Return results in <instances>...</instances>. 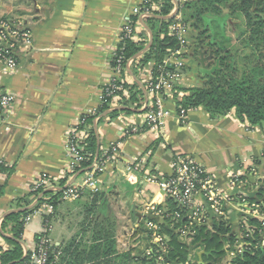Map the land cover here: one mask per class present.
<instances>
[{
  "label": "crops",
  "instance_id": "obj_1",
  "mask_svg": "<svg viewBox=\"0 0 264 264\" xmlns=\"http://www.w3.org/2000/svg\"><path fill=\"white\" fill-rule=\"evenodd\" d=\"M141 4L142 0H0V20L24 22L33 40L17 70L11 71L0 62V87L13 98L12 106L0 116V161L15 166L11 176L0 173V187L5 186L0 198V231L9 212L17 210L14 202L29 197L42 175L51 180L46 190L60 189L59 183L65 179V187L83 181L85 173L76 178L82 170L71 174L69 134L87 113L102 105L103 88L114 76L111 60L120 45L121 29ZM237 19L242 23V18H233L228 29L233 36ZM140 21L142 28L138 27L134 40L146 39L147 48L153 33L146 20ZM188 25L189 42H194L198 32L192 23ZM242 32L244 29L239 35ZM183 61L185 70L175 82L181 90L161 99L162 107L172 115L159 129L146 124L147 105L156 98L144 88L147 76L142 68L135 74L128 67L126 80L138 83L146 92L142 108L124 106L116 97L111 110L125 107L133 113L102 122L94 120L98 154L101 151L103 155L112 144L120 142L121 159L97 177L96 190L84 189L76 200H61L53 209L49 238L60 253L58 264H88L85 260L92 246L108 240L113 242L114 256L130 251L132 258L144 255L149 243L136 232L145 226L153 209L165 207L166 202L159 187L149 179L170 176L177 156L193 158L211 174L215 188L228 198L223 202V217L238 239L246 218L257 217L241 198H255L264 179V125L252 127L234 113L212 118L203 108L189 111L181 123L177 102L187 94L185 89L206 80L200 74L197 58L183 57ZM153 66L150 63L144 69ZM131 128H137L138 133L125 137ZM129 166L133 170L128 175ZM234 175L240 177L236 186L232 185ZM198 202L205 205L206 226L211 229L220 217L204 198L199 197ZM155 220L163 223L162 217ZM43 233L42 219L27 223L21 241L25 255L37 248L36 237ZM241 248L240 243L235 251ZM200 254L204 253H199L192 264H204ZM234 257V251L228 252L220 264H231Z\"/></svg>",
  "mask_w": 264,
  "mask_h": 264
},
{
  "label": "trees",
  "instance_id": "obj_2",
  "mask_svg": "<svg viewBox=\"0 0 264 264\" xmlns=\"http://www.w3.org/2000/svg\"><path fill=\"white\" fill-rule=\"evenodd\" d=\"M147 8L153 16L146 19L147 27L153 33V42L150 49L138 56L147 46L146 39L135 41L138 27L142 28L138 16L131 18L133 35L125 39L118 47L116 56L122 58L123 63L120 76L114 82L113 96H104L103 103L96 110V115L85 117V122L79 129L88 130V136L84 142L78 145L84 160L75 170V174L81 170H89L98 154V140L93 128L94 120L111 110L114 99L121 98L124 106L134 109L142 108L144 99L143 88L138 83L129 84L127 61L136 58V63L131 70L138 74V69L154 63L152 68L153 78L156 79L161 71L176 72L173 64L165 65L164 61L170 58L179 49V41L171 29L178 19L162 21L158 17H166L174 10L173 0H147ZM157 8H156V7ZM228 9V12H225ZM180 19L186 24H193L198 32L194 42H189L188 51L184 58L192 56L197 58L199 53H212L215 60H219V69L212 76H205L204 84L185 89V97L177 102L178 111L181 109L189 112L203 108L212 118L226 116L234 113L236 118L252 127L264 125V0H190L180 5ZM242 18L244 32L239 35L243 38L245 55L243 71H239L234 63V55L229 48L232 39L227 35L228 27L233 18ZM145 34L146 31L144 30ZM189 41V39H188ZM249 62V63H247ZM247 63V64H246ZM182 68L180 71H184ZM107 87H104L105 89ZM148 92L147 86H144ZM174 87V91H180ZM156 100L154 108L157 109ZM112 111L106 117L101 116L99 122L106 119H114L121 114H132L131 109ZM150 108H146L148 112ZM102 152L99 151V158ZM15 166H10L0 161V173L11 176ZM67 180L59 183L60 189L47 193L37 205L23 212H16L5 217L0 231V264H25L28 262L31 252L24 254L21 241L27 225V217L34 214L43 204H51L55 208L61 202ZM46 188L32 191L29 197L20 198L13 204L15 209L29 207L42 194ZM5 186L0 187V198L3 196ZM241 202L248 207L256 206L264 216V179L258 188L255 198H241ZM162 212L163 223L156 220V233L163 237V242H154V231L146 226L139 228L137 236L146 238L148 249L144 255L132 258V251L114 256L113 242L94 245L91 248L85 262L88 264H192L198 254L203 252L204 264H220L228 252L234 251L235 257L231 264H264V220L259 217H248L241 226V236L233 233L230 223L222 216L213 221L212 228L205 226H191L188 212L182 208L179 202L167 198L165 207H158ZM51 220V217H50ZM187 226L193 233L192 236H184L179 232ZM10 234L8 237L5 234ZM42 236L36 237L37 244ZM187 240H190L188 242ZM242 244L240 250L235 251L238 244ZM226 246H229L228 249ZM49 264H58L54 258V247H50ZM161 259V260H160Z\"/></svg>",
  "mask_w": 264,
  "mask_h": 264
},
{
  "label": "built area",
  "instance_id": "obj_3",
  "mask_svg": "<svg viewBox=\"0 0 264 264\" xmlns=\"http://www.w3.org/2000/svg\"><path fill=\"white\" fill-rule=\"evenodd\" d=\"M190 0H178L181 4H185ZM148 1L142 0L140 7L133 10V15L138 16L142 20H146L153 16L152 11L146 7ZM156 7V6H155ZM157 8V7H156ZM178 21L172 26V33L177 37L179 41V49L174 54L164 61L165 65L173 64L177 67L176 72H164L154 79L153 72L147 70L144 67L141 69L142 73H145L147 80L145 81L148 93L150 96L156 98L157 109L154 108V103L147 105L150 110L147 113L146 124L151 129H159L166 121L171 117V112L161 105V99H164L170 93L174 92L175 82L181 76V69L184 68L183 55L188 51V33L189 25L184 23L179 16L176 17ZM133 35V24L131 18L125 22L121 29L120 44ZM32 32L29 27L22 21L16 19H2L0 20V62L11 71L18 69L20 65V59L32 47ZM178 59L173 62V58ZM114 76L111 81L103 89L104 96H113L115 86L114 82L120 76V70L123 63L122 58L116 56V52L111 60ZM136 63V58L129 59L127 61V67L131 68ZM150 64V63H149ZM181 101V99H179ZM13 104V98L6 93L0 87V116ZM187 111L181 109L178 111V119L181 123L187 116ZM90 115H96V110L87 113L81 122L72 129L69 134L68 152L70 157V170L71 174H75V170L80 166L84 157L78 147L79 144L85 141L88 136V130L79 129L85 122V117ZM100 118L97 117L98 120ZM138 133L137 128H131L125 133V137L131 134ZM121 143L117 142L112 144L111 147L103 153L101 158L95 160L93 166L87 170L84 174L83 181L80 184H71L64 189L61 200L72 201L80 197V194L84 189L96 190L98 188L97 177L105 173L109 165L117 164L121 159ZM133 170L132 166L127 168V174H131ZM150 182L155 183L164 197L175 199L179 202L184 210L188 212L187 216L190 219L191 226H205L208 220L205 205L198 202V198L202 197L208 203L215 216L222 217L223 214V202L227 200V196L220 193L214 185V179L209 172L197 164L193 158L189 156H177L172 162V174L163 178H151ZM240 182V177L234 175L232 177V185L236 186ZM51 186V180L48 175H42L34 184L32 191H38L41 188H47ZM53 191L59 190V188L52 187ZM53 206L51 204H43L33 215L27 217L26 223L30 222L34 218H40L44 222V233L42 238L37 244V248L31 252L28 262L25 264H49L50 259V247L52 246L49 233L52 230L50 225V217L53 214ZM249 212L260 219L264 220V216L261 215L259 209L256 206L249 207ZM154 213L145 220V226L147 229L154 231V242H163V237L156 233L155 218L162 217V212L156 208L153 209ZM184 236L193 235L187 226L179 230ZM60 253L54 252V258L57 260ZM161 260V259H160Z\"/></svg>",
  "mask_w": 264,
  "mask_h": 264
},
{
  "label": "water",
  "instance_id": "obj_4",
  "mask_svg": "<svg viewBox=\"0 0 264 264\" xmlns=\"http://www.w3.org/2000/svg\"><path fill=\"white\" fill-rule=\"evenodd\" d=\"M174 4H175V10L168 16L166 17H158L159 19H161L162 21H168V20H172V19H175L178 15H179V11H180V3L178 2V0H173ZM153 42V35L151 34V41L149 43V46L147 48H145L143 50L142 53H140L138 56H141L143 53L147 52L150 47H151V44ZM213 54L210 53L207 55V52H200L199 53V56L197 57V62L200 64V74L202 76H212L214 72H216L218 69H219V60H216L215 61V65L213 67H211V64L214 62V58H213ZM207 80H201L200 81V84H204L206 83ZM144 94H146V92H144ZM123 111V110H128V108H125V107H120V108H117V109H114V110H110L106 113H104L102 116H106L108 114H110L112 111ZM96 128V133L98 134V130H97V126L95 127ZM99 155V154H98ZM86 170H82L81 172L78 173V175L76 176V178L80 175H82L83 173H85ZM66 188V187H65ZM63 188V189H65ZM53 191L52 189H49V190H45L42 194L39 195V197L34 201V203L32 205H30L29 207H26V208H22V209H17V210H12L9 212V214H12V213H16V212H23V211H26V210H29V209H32L34 208L37 203L49 192ZM202 255L203 254H200V258H202Z\"/></svg>",
  "mask_w": 264,
  "mask_h": 264
},
{
  "label": "rangeland",
  "instance_id": "obj_5",
  "mask_svg": "<svg viewBox=\"0 0 264 264\" xmlns=\"http://www.w3.org/2000/svg\"><path fill=\"white\" fill-rule=\"evenodd\" d=\"M225 10H227V9H225ZM229 11V10H228ZM228 11H225V12H228ZM237 20H239V19H237ZM239 23V24H238ZM242 23L244 24V21L242 20ZM241 22H240V20L239 21H237V24H236V26H238L237 27V30H235V33H234V36L232 35V30H230L231 32H230V34L229 33H227V35L232 39V42L230 43V46H229V48L231 49V52H232V54L235 56L234 57V63H235V65H236V67L239 69V71H243V66H244V61H242V58L244 57V55H245V52H243L242 51V47H243V44H242V42H243V38H241L240 36H239V34H240V32H241V30L242 29H244V26L243 25H241L240 26V24H242ZM240 26V27H239ZM228 29H231V28H229L228 27ZM240 41V42H239ZM233 45H235L236 47H234ZM216 61V60H215ZM214 61V62H215ZM247 63H249V62H247ZM246 63V64H247Z\"/></svg>",
  "mask_w": 264,
  "mask_h": 264
}]
</instances>
